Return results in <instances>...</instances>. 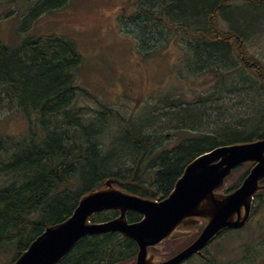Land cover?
<instances>
[{"label": "trees", "instance_id": "1", "mask_svg": "<svg viewBox=\"0 0 264 264\" xmlns=\"http://www.w3.org/2000/svg\"><path fill=\"white\" fill-rule=\"evenodd\" d=\"M68 1L44 0L32 16L61 9ZM233 1L144 0L131 18L140 27H149L152 23L159 31L176 29L184 32L189 39L185 40L187 49L183 65L188 64L189 71L208 72L216 86L221 82L232 83V87L236 83L252 84L258 95L264 97V69L247 58L243 51L246 37L225 16ZM242 1L255 6L263 3L262 0ZM219 18L223 26L230 25L232 30L221 31ZM38 44L27 43L19 49L0 44V112L5 109L22 112L29 122H33L34 117L38 124L36 127L30 125V136L19 142L10 136H0V264H14L47 227L66 221L80 199L103 188L107 180H112V185L125 192L145 199L163 200L174 189L187 165L199 155L220 146L264 138V106L257 109L255 116L237 122L210 119L209 125L214 129L204 126L202 131L196 126L202 127V120L208 118L205 109L185 105L176 108L181 109L176 117L179 124L189 122L193 134L169 150H161L154 144L156 134L141 136L144 120L153 117L145 114L139 120L124 121L116 111L107 109L103 117L113 115L123 121L125 160L133 163L130 169L124 170L121 166L114 169L111 166L116 165L110 164L109 158L117 152L104 153L101 144L95 140L93 120L88 126L83 124V109L70 103L77 90L75 72L82 63L77 46L72 40L58 37H50ZM192 50L195 53L193 65L190 62ZM230 75L233 76L229 79ZM82 92L88 95L86 91ZM162 101L175 106L174 98L167 97ZM97 119L101 123V118ZM232 125L248 131L235 130ZM252 166V163H246L234 169L225 179V193L240 187ZM243 169V173L233 180L234 173ZM261 185L262 189L253 199L251 217L264 206L261 195L264 179ZM117 216L116 211L101 212L94 215L91 222L102 223ZM127 220L135 223L140 216L128 212ZM197 221L194 225L181 227L191 231L189 237L177 242L165 241L161 245L164 249L161 254H155L156 261L166 260L189 245L206 223L204 219ZM238 232L240 230H223L218 237L225 240L228 235L232 238L231 234ZM168 244L172 247L166 250L164 247ZM137 249L133 241L119 233L86 236L58 264H133ZM243 252V261H249L253 253L249 246L244 245ZM204 253L193 257L197 264H234L235 261L229 258L232 253L227 256L229 261H219Z\"/></svg>", "mask_w": 264, "mask_h": 264}, {"label": "rangeland", "instance_id": "2", "mask_svg": "<svg viewBox=\"0 0 264 264\" xmlns=\"http://www.w3.org/2000/svg\"><path fill=\"white\" fill-rule=\"evenodd\" d=\"M42 1L0 0V44L14 47L25 40L46 41L50 37L66 38L75 43L82 63L75 72L77 90L70 103L83 109V124L88 126L93 120L96 130L93 135L104 153L117 152L115 156L111 152L109 158L110 164L116 165L111 166L114 169L118 166L130 169L133 163L125 160L123 121L113 115L103 117L107 109L116 111L124 121L139 120L145 114L153 117L141 119L146 121V132L142 130L141 136L154 133L157 136L154 144L161 150H169L193 134L189 122L179 124L176 117L181 109L176 108L185 105L205 109L208 118L202 120V127L196 126L202 131L204 126L214 129L209 125L210 119L237 122L255 116L257 109L264 106V97L258 95L252 84L236 83L232 87V83L221 82L216 86L208 72L189 71L188 64L183 65L187 49L185 40L189 39L184 32L176 29L159 31L155 23L140 27L131 18L144 0H69L61 9L32 18ZM233 2L225 16L246 37L243 51L247 58L264 69V0L260 6L242 0ZM218 21L221 31L232 30L230 25L223 26L221 18ZM190 56L193 65V50ZM167 97L174 98L175 106L162 101ZM200 100L203 102L198 103ZM98 116L101 123L97 121ZM32 119L33 122H29L22 112L3 110L0 112V136L13 137L16 142L28 138L30 125H38L36 118ZM231 127L248 131L243 127ZM244 170L235 172L233 180ZM261 195L264 199V192ZM180 232L179 238L189 233ZM228 236L225 240L222 236L217 237L203 253L219 261H229L227 256L232 253L229 258L235 260L234 264H249L250 261V264H264V206L240 232L231 234L233 240ZM244 245L253 252L249 261H243ZM171 247L168 244L164 248ZM191 259L185 264H197L195 258Z\"/></svg>", "mask_w": 264, "mask_h": 264}, {"label": "water", "instance_id": "3", "mask_svg": "<svg viewBox=\"0 0 264 264\" xmlns=\"http://www.w3.org/2000/svg\"><path fill=\"white\" fill-rule=\"evenodd\" d=\"M246 163L253 166L240 187L225 194V179ZM263 179L264 138L220 146L199 155L187 165L168 197L160 201L127 193L107 180L103 188L84 195L66 221L47 227L14 264H58L84 237L106 233H119L135 242L138 252L134 264H183L200 254L221 231L241 229L249 221L252 201ZM105 211H118L119 216L91 222L94 215ZM127 212H136L141 219L129 223ZM195 218L207 222L190 245L163 262L155 263L148 257L149 249L158 252L164 241L179 239L178 228L196 224Z\"/></svg>", "mask_w": 264, "mask_h": 264}, {"label": "bare ground", "instance_id": "4", "mask_svg": "<svg viewBox=\"0 0 264 264\" xmlns=\"http://www.w3.org/2000/svg\"><path fill=\"white\" fill-rule=\"evenodd\" d=\"M55 11V10H54ZM43 15V14H41ZM41 15H37L38 16H41ZM33 18V16H31ZM39 42H43V41H40L38 39H33V40H25L23 43L21 44H18V45H15L14 47H11V46H7V45H4L2 44L3 46H6L8 48H11V49H19L20 47H22L23 45L27 44V43H35V44H38ZM39 45V44H38ZM231 52V51H230ZM235 52V51H234ZM193 55H195L194 51H193ZM235 55V54H234ZM238 56V55H237ZM194 57V56H193ZM254 127V126H253Z\"/></svg>", "mask_w": 264, "mask_h": 264}]
</instances>
